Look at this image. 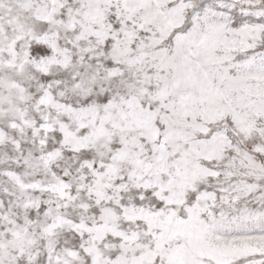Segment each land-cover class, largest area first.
Here are the masks:
<instances>
[{"label": "snow or ice", "instance_id": "1", "mask_svg": "<svg viewBox=\"0 0 264 264\" xmlns=\"http://www.w3.org/2000/svg\"><path fill=\"white\" fill-rule=\"evenodd\" d=\"M0 264H264V0H0Z\"/></svg>", "mask_w": 264, "mask_h": 264}]
</instances>
